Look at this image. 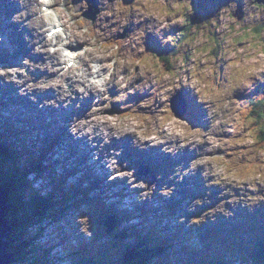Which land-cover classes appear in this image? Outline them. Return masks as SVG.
Wrapping results in <instances>:
<instances>
[{
    "label": "clouds",
    "instance_id": "clouds-1",
    "mask_svg": "<svg viewBox=\"0 0 264 264\" xmlns=\"http://www.w3.org/2000/svg\"><path fill=\"white\" fill-rule=\"evenodd\" d=\"M197 2L95 0L93 19L86 16L89 0H14L19 11L10 22L31 33L24 41L42 61L25 57L19 65L0 66V85H14L20 97L36 103L34 93L54 95L40 107L68 109L75 102L79 110L91 100L68 132L97 149L94 161L113 140L125 138L141 152L193 153L186 168L177 165L169 176L183 183L198 173L208 190L187 211L211 205V190L220 191L218 203L188 220V227L215 222L217 215L230 219L237 206L252 213L264 205V2L227 0L214 15L193 22ZM149 36L166 55L149 48ZM36 72L46 75L37 79ZM179 91L187 93L190 112L204 114L203 124L173 111ZM121 155L116 149L104 154L107 182L124 180L138 192L137 203L151 201L156 185L137 181L135 169L120 164ZM174 192L175 185H165L159 195ZM75 222L92 240L89 216Z\"/></svg>",
    "mask_w": 264,
    "mask_h": 264
},
{
    "label": "rangeland",
    "instance_id": "rangeland-1",
    "mask_svg": "<svg viewBox=\"0 0 264 264\" xmlns=\"http://www.w3.org/2000/svg\"><path fill=\"white\" fill-rule=\"evenodd\" d=\"M90 1L95 2V0H89V2ZM226 2H227L226 0H198V2L194 4V7L196 8V16L193 18V22H199L201 19H204V18H207L208 16L214 15L215 14L214 9H218L220 6H223V4H225ZM1 8L4 10L3 7H1ZM1 12H3V11L1 10ZM93 18H94V15H93ZM149 40L152 41L153 46L156 49H158L160 47L159 42L154 37H152V36L148 37V45H149ZM16 52L18 53V51H16ZM17 53H16V56H17ZM18 55L19 56H17V58L21 60L22 54L18 53ZM180 92H182V91H180ZM113 94H115V93H113ZM131 99L139 101L140 99H142V97L135 96V97H132ZM118 107H119L118 105L114 106V110H118ZM179 110H181L180 107H179ZM192 110H193V113H194L196 119L199 120V118L202 116V114H201V116H199L198 115L199 111L197 109L193 108ZM16 112L20 116H22L20 111H16ZM66 135H65V137H66ZM122 141H126V140L122 139L121 142ZM130 144L131 143L129 141V142L125 143V146L122 148V154L124 156H122L123 157L122 159L118 158L120 164L123 166L126 163L128 169H135V176H136L137 181H144V182L148 183L149 185H153V184L156 185V192L153 196V199L151 200L153 208L157 209V212L159 213V215L164 216V218H163L164 222L168 220L167 216H169L171 214V212H173V214H175L173 216V219H172L174 221L179 220L180 217H182V216L185 217L186 218L185 223L183 224V225H185L184 228H186V229L191 228L190 230L186 231V235H190V241L192 243H199L198 240H195L196 238L198 239V237H196V230L198 229V227H188L187 222L191 218H193L195 216H199L201 214V211L205 208L197 209V211L195 213H189L187 211V209H188L189 205L191 204V201L187 200V198L190 197L191 194L186 195L184 193V190L182 189L180 183H176L175 179L170 180L173 182V185H175V192H174L173 196L178 197L179 195H183V198L180 201V203H181L180 207H178L176 209H174L173 207H170V205L174 202V198H172L173 196L171 198H164V197H161L159 195V192H160L161 187H163L161 185L163 180L168 178L170 175H172L174 171L170 175H169V173H166L164 176H161L160 179H157V177H158L157 175H153L152 178H150L148 176V177H145L143 179H138L137 178L138 169L140 167V163L143 161V159L145 160V158H142L139 156H128L126 154V151L128 150V147ZM37 145H39V144H37ZM64 145H65V143H64ZM77 145L78 146H74L76 149L77 148L79 149L82 146L80 141L77 142ZM39 146H41V145H39ZM56 150H64V153L66 154V158H67V156H69V157L75 156V154H73L71 152V150L69 148H67L66 146H65V149L64 148L63 149H59V148L57 149L56 148ZM109 150H110V145H109V149H107L106 151H109ZM185 151H187V150H185ZM181 156H182V158H180L178 160L170 159L168 161L170 162L171 165L177 166L179 164V162L184 161L183 158H185V157L188 158L185 155H181ZM67 159H69L71 161L70 158H67ZM149 162L151 163V161H149ZM54 165H55L54 162H52V161L49 162V167H51V168H48L46 170L47 174H46L45 178L36 179V178H33L31 175L28 176V180L31 181L32 186L34 188H39L41 191H43L41 188V186H43V185H46L48 189L50 187H52L53 185H55V186L58 185V183L60 181V178H59L60 171L59 170L51 171L53 169ZM176 166L174 168H176ZM186 166H188V163H186ZM184 167H185V165H184ZM69 176H70V178H69L68 182L70 181L72 183H75L79 177V175H76L74 173H70ZM192 179L193 178H188V181H191ZM172 182H166V185H168L169 187H172L173 185L170 186V183H172ZM183 183H184V181H183ZM107 185H108V183L103 184L101 187V188H103L102 190L92 192L90 194L91 198H93L97 195V196H102L105 199H109V201L113 200L118 205H126L127 208L130 209V211H133L136 213L135 217H137L136 219H133L130 223L140 225L143 221V215L140 214L142 208H140L139 205H142L143 207H149V206L147 205L146 202L137 203L136 197L138 195V192L129 191L127 183L124 180L118 179V180L114 181V183H112L111 185L110 184H109V186H107ZM104 187H106V188H104ZM211 191H212V194L216 193V191L214 189ZM195 193L199 194L198 190H196ZM204 193H203V195H204ZM129 195H130V197H127ZM199 198H201V197H199ZM211 199H214V198H211ZM183 201L186 204H184ZM213 202H214V200H212V203ZM147 210H149V209H147ZM175 210H178V211H175ZM70 211L71 212L64 215V218L62 219L61 222H58L56 224H48V225H46V223L42 224V227H44V231L41 235V238L44 236H46V238L45 239L42 238V240L40 241V244H46V242L51 239L53 241L59 242L60 247L63 249L72 245V247L77 250V247L75 246V242L76 241L77 242L83 241L85 243L95 244V248L96 247H102L103 250H107L106 252H107L108 258L115 259V253H113V251H112L113 249H115V247L112 243L113 240H112L111 236L107 233H106V237H104L102 227L96 222V220L92 216V214H93L92 208L89 206H83L79 210H73L72 209ZM79 215H88L89 216L91 224H92V229L94 232V236H93L92 240H87L82 235H80L79 226L75 222L76 217ZM249 216L255 224L258 221H263L264 220V205H261L259 208L255 209L254 212L249 213ZM210 221H212V220L209 219L207 222L210 223ZM215 221H217V219ZM200 226H203V224ZM212 232H214L216 234L215 231L212 230ZM219 233H222V232H219ZM166 236H168V233L165 235V237ZM216 236L221 237L220 234H216ZM223 236L229 238V240H232V237L236 241L240 240L237 236H230V235H223ZM99 239H101V240L99 241ZM97 241H99V242H97ZM163 243L166 244V241H163ZM27 247H28V250L30 252L29 254L32 253L34 259L36 260L34 262V264H44V262L42 260H40V257L38 255V253H39L38 248L35 249V247L34 248H31L29 246H27ZM109 248L111 250H108ZM57 253H59V252L55 251V252L51 253L52 258H51L50 264H52V263H54V264H67L68 261L66 260V258H63V259L61 258L64 255V253L63 254L61 253L60 255ZM219 257L221 260L224 261L223 254L222 255L220 254ZM178 258L181 259L182 257L178 256ZM153 261H154V264H157V260H153ZM182 262H184V261H182Z\"/></svg>",
    "mask_w": 264,
    "mask_h": 264
},
{
    "label": "bare ground",
    "instance_id": "bare-ground-1",
    "mask_svg": "<svg viewBox=\"0 0 264 264\" xmlns=\"http://www.w3.org/2000/svg\"><path fill=\"white\" fill-rule=\"evenodd\" d=\"M1 2L3 3V5H0V10H2L3 12H0V37H4V43L0 44V66L19 65L20 61L23 58H25V57H28V58L32 59L33 61H35V62H41L42 61V57L32 56L31 55L32 49L24 41V35L25 34H28L29 36H31V33H29L27 29H21V26L20 25L13 24V23L10 22L11 21V16L15 12L19 11V8L14 3V0H1ZM90 5H91V7H90L89 12L90 13H95L96 12V4L94 2H92V3H90ZM1 7H4L5 10H3ZM9 11H11L10 14H8ZM6 37H10L12 40H14L17 43L18 50H15L13 48L11 50H8L7 49L8 46H5V44L7 42V38ZM16 51H18V53H21L22 54V59L21 60L17 58V56H19V55H18V53ZM16 53H17V56H16ZM33 75L38 79V78H40V76L46 75V74L40 73V72H36ZM9 86H10L9 87V91L10 92H13L14 91L15 94L17 96H19L17 94V92H18L17 88L14 85H9ZM33 95L36 96V99H37L36 102H38L36 104V106L32 102H30L29 100H27L26 98H20L19 99L20 103H16L15 104V102H16L15 100L16 99H14V101H13V99H12L13 97L11 98L9 95H7L6 108L7 109L13 108L11 110H15V112H16V111H19L20 109H22L23 107H25V105H26L27 107H29V109H31V111H34V114L36 115L35 120L36 119H38V120L39 119H42L43 121L47 120L50 117L53 120L59 118V116L57 117L56 114H55L56 113V110H58V111L59 110H63V113H66V111H65V109L63 107H60V109L56 108V110H55V108H50V107H40V105L45 100H50V99H53L54 98V95L51 92H48V93H34ZM177 95H179V96H176V100H177L178 104L181 106L182 105V101H181V97H180V91L177 92ZM25 97H27V96H25ZM74 104H73V106L70 109V113L73 114V117L74 116L79 117V115H83L84 112L87 110L88 106L91 104V100L85 101L82 104V106H81V108L79 110H77L75 108ZM37 105L41 109H39L37 107ZM201 114H202L201 112L198 113L199 116H201ZM37 115L38 116H41V117L39 118ZM7 116H9V112L8 111H7ZM21 117L24 119V123L18 124L17 125V130L19 131L20 134L23 135V133L26 131V128H28L34 122V120L28 121V119L23 114H22ZM71 120H70V122H71ZM67 133H68L67 132V129L65 130V128H62V127L58 126L56 128L55 134L52 135V136H49V139L52 140V143H53L52 148L54 149V151H58V150H56V148L57 149L58 148L59 149H63V148L65 149L64 139H65V135ZM125 140L126 141L128 140L131 143V140L129 138H125ZM80 143L83 146V143L82 142H80ZM37 144L41 145L40 140L36 137L35 138V145H37ZM124 146H125V142H121V140H120L119 142L116 143L115 140H113V143L110 145V149L122 150V148ZM81 147L79 149L77 148V150H79L80 152L91 151L92 153H94V152L97 151V149L96 150H89V149H82ZM103 152H104V150H103ZM99 154H100V158L103 159L104 158L103 155L101 153H99ZM126 154L128 156H144L145 155V153H142L141 151L135 149L132 146V144L129 145L128 150L126 151ZM122 156H124V155L122 154L121 157ZM0 157H1V155H0ZM121 157H119V158L121 159ZM165 157H167V156L165 154H163V158H165ZM67 158H70L71 159V161H70V164H71V168L70 169L71 170H72L73 166L75 165V168L78 169V170H83L85 168H88L87 169L88 170V177L90 179L93 178V177H95L97 175L96 168L93 167L91 165V163H89L87 161V154H83L82 156H76L75 155L74 157L67 156ZM192 158H194V156ZM184 159H188V158L185 157ZM39 161H41V159H39ZM154 161H161V160L159 158H156ZM161 164H163V162L159 163V165H161ZM98 166L102 168V165L98 164ZM165 166L167 168H169L170 170H172V171L175 170V168L172 167L173 165H171L170 163H166ZM26 173L29 174L28 171H26ZM102 173H103L102 176H106V172L102 171ZM194 177H196V176H189V177H186V178H194ZM25 179L27 181L28 186H30L31 184H30V182L28 180V177L26 175H25ZM198 185H200V184H198ZM0 189H1V193L0 194H2L1 196L4 197V200L7 201L8 205L11 207V209H12V206L13 207L18 206L17 202L13 198H10L7 195V192H5L3 190V188L0 187ZM215 190L217 192L220 191L218 188H216ZM179 197H180V195L178 197L177 196H173L172 198H177L178 199ZM183 203L186 204L184 201H183ZM139 207L140 208H144L142 205H139ZM175 211H178V210H175ZM143 217H145V215H143ZM115 225L117 226L116 222H115ZM235 226H236V229L237 230H240L238 223H236ZM230 229H231V227H230ZM152 235L151 234H148V235L143 236V237L149 238V240H153V242L154 241L157 242V240L155 239L156 236L155 235L152 236ZM139 244L140 243H137V244L134 243L133 246H136V245H139ZM164 245L166 247H168L166 244H164ZM26 246H29L31 248H34V245L29 244V243H27ZM27 249H28V247H27ZM171 249H172V247H171ZM171 253H172V251H170V254ZM178 256H180V255L178 254ZM180 260L181 261H184L182 258ZM218 260H220V263L221 264H224V261L223 260H221V259H218ZM215 263H217V260L215 261ZM92 264H95V262L92 263Z\"/></svg>",
    "mask_w": 264,
    "mask_h": 264
},
{
    "label": "trees",
    "instance_id": "trees-1",
    "mask_svg": "<svg viewBox=\"0 0 264 264\" xmlns=\"http://www.w3.org/2000/svg\"><path fill=\"white\" fill-rule=\"evenodd\" d=\"M204 19H206V18H204ZM150 44V43H149ZM150 46V45H149ZM154 51H157V52H159L161 55H166L167 54V49L166 50H161V49H159V50H157V49H154ZM0 155L2 156V152L0 151ZM13 179H16L17 180V175H15L14 176V178ZM20 179H21V181H22V184H17V185H20V186H18V190L20 191V194L22 193V190H23V188H24V186H28V184H27V181H26V179H25V175H21L20 176ZM16 183V182H15ZM3 185L5 184V182H3L2 183ZM27 184V185H26ZM16 185V184H15ZM6 188V190H7V192H9V188H7V187H5ZM9 194V193H8ZM10 198H12V194L10 193L9 195H8ZM15 196L17 197V195L15 194ZM13 198L16 202H17V204H18V206H15V207H13L12 206V214H13V219L14 220H12V223H15V228H17V227H21V222L19 221V218H20V216H22V215H18L19 213H18V210H19V207H21V206H23V204H22V201H21V199L20 198ZM23 197H24V194H23ZM36 204V202H34L33 204H32V207L34 206ZM45 204H46V202H43V203H40V206L39 205H35V207H36V210H35V212H34V214L36 215V216H38V217H40L41 215H42V213H43V210H44V208H45ZM31 207V208H32ZM14 210V211H13ZM24 214H26V212H24ZM21 224V225H20ZM19 227V228H20ZM25 234V233H24ZM19 235H20V233L18 234V230L16 231V236H15V238H14V241L16 242V244H17V242L19 241V239L21 238V237H19ZM152 235V234H151ZM153 236V235H152ZM156 236V240H158V236L157 235H155ZM19 238V239H18ZM18 245V244H17ZM21 245H24L25 246V248L27 249V246L25 245V244H21ZM260 245H261V247L263 248V250H264V243H260ZM14 249L12 250V251H14V253L16 254V259L14 260V262L12 263V264H14V263H17V259H18V257L19 256H21V254L22 253H20V248L17 246V248H15V247H13ZM138 248L139 249H142V246L139 244L138 245ZM8 251H10V250H8ZM127 255H126V259H127V261H129V260H131L132 258H134L133 256H136V255H139L140 256V260H139V263H137V264H143V260H146V258H148L149 256H151L152 258H153V260H156V257L153 255V253L151 252V251H149V250H145V251H143V252H139V253H134V251L132 250V248L131 247H129L128 248V253H126ZM262 254H264V253H262ZM141 256H142V258H141ZM143 259V260H142ZM220 259V258H219ZM217 260V263H220V260H218V259H216ZM216 260H214V261H216ZM217 263H215V264H217ZM131 264V263H130ZM165 264V263H164ZM221 264V263H220ZM224 264H229L228 262H226L225 263V261H224Z\"/></svg>",
    "mask_w": 264,
    "mask_h": 264
},
{
    "label": "water",
    "instance_id": "water-1",
    "mask_svg": "<svg viewBox=\"0 0 264 264\" xmlns=\"http://www.w3.org/2000/svg\"><path fill=\"white\" fill-rule=\"evenodd\" d=\"M264 2V0H262ZM86 16L93 18L92 13H87ZM94 19V18H93ZM176 106L175 104L173 105ZM173 107V108H174ZM175 113L181 116L177 111ZM9 206H6L4 197L0 194V264H9L11 262V255L7 253L10 242L11 227L7 220Z\"/></svg>",
    "mask_w": 264,
    "mask_h": 264
}]
</instances>
